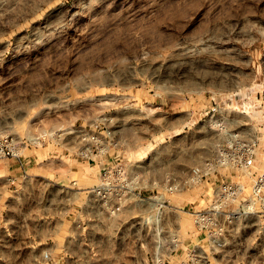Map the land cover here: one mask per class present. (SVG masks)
<instances>
[{"label": "rangeland", "instance_id": "374dc122", "mask_svg": "<svg viewBox=\"0 0 264 264\" xmlns=\"http://www.w3.org/2000/svg\"><path fill=\"white\" fill-rule=\"evenodd\" d=\"M230 134L264 167V0H0V137L32 164L19 186L0 158V264H264L256 216L211 248L177 210L204 183L145 199L193 165L241 176ZM103 169L131 182L112 212Z\"/></svg>", "mask_w": 264, "mask_h": 264}, {"label": "built area", "instance_id": "2783aa9c", "mask_svg": "<svg viewBox=\"0 0 264 264\" xmlns=\"http://www.w3.org/2000/svg\"><path fill=\"white\" fill-rule=\"evenodd\" d=\"M243 141L248 148L246 152L236 157L217 156V162L224 166H235L242 169V177L228 179L221 177L216 182L209 181L206 167L193 165L187 172L184 181L173 173L165 175L159 185V193L145 197L150 207L153 205L155 212H163L169 204L165 197L166 193H180L186 185L191 191H198L202 186V204L195 207L193 204L184 208H176L191 217L193 228L198 234L205 238L206 244L211 248H220L226 244V238L232 236L234 230L239 227L235 225L248 217L256 216L261 225L264 226V167L253 171L255 162V141L244 139L242 135L230 134L229 139ZM252 142V144L249 143ZM31 143L27 139L20 142L11 136L0 137V158L14 159L25 174L26 167L30 165V159H24L23 150ZM120 171V167L115 165ZM108 170L99 172L98 182L90 188V194L94 197L101 209L106 211L118 210L124 202L125 196H131V182L121 175H115L114 183H111ZM7 179L14 182L15 177L7 176ZM153 200L154 203H150ZM167 202V204L165 203ZM168 242V241H166ZM46 256V255H45Z\"/></svg>", "mask_w": 264, "mask_h": 264}, {"label": "crops", "instance_id": "0c3cea01", "mask_svg": "<svg viewBox=\"0 0 264 264\" xmlns=\"http://www.w3.org/2000/svg\"><path fill=\"white\" fill-rule=\"evenodd\" d=\"M8 165L5 167V173L3 174V178L4 177H7L8 175L12 174L15 176L16 178V181H18L19 183V186H21L20 182H24L28 176V173H27V167H29L30 165H28L26 167V173L23 174L21 171H20V168L19 166L17 165V163L15 161H10V162H7Z\"/></svg>", "mask_w": 264, "mask_h": 264}]
</instances>
